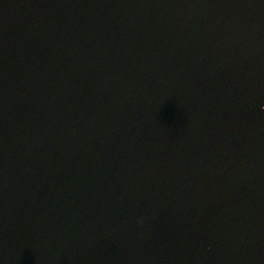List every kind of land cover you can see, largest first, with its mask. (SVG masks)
Listing matches in <instances>:
<instances>
[{
    "label": "water",
    "instance_id": "obj_1",
    "mask_svg": "<svg viewBox=\"0 0 264 264\" xmlns=\"http://www.w3.org/2000/svg\"><path fill=\"white\" fill-rule=\"evenodd\" d=\"M0 264H264V0H0Z\"/></svg>",
    "mask_w": 264,
    "mask_h": 264
},
{
    "label": "clouds",
    "instance_id": "obj_2",
    "mask_svg": "<svg viewBox=\"0 0 264 264\" xmlns=\"http://www.w3.org/2000/svg\"><path fill=\"white\" fill-rule=\"evenodd\" d=\"M140 221H138V223H139Z\"/></svg>",
    "mask_w": 264,
    "mask_h": 264
}]
</instances>
